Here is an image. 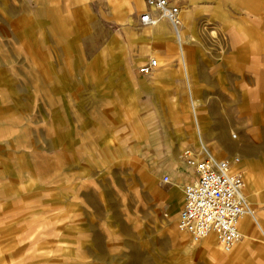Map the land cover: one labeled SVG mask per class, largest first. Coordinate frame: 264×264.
I'll list each match as a JSON object with an SVG mask.
<instances>
[{"label": "rangeland", "instance_id": "374dc122", "mask_svg": "<svg viewBox=\"0 0 264 264\" xmlns=\"http://www.w3.org/2000/svg\"><path fill=\"white\" fill-rule=\"evenodd\" d=\"M126 6L0 0V264H264V166L252 183L236 144L248 142L252 107L264 102L240 109L236 92L204 95L171 22L160 34L159 23L141 22L147 9L129 15ZM180 18L187 49L210 51L206 33L217 28ZM150 58L157 66L140 73ZM212 99L233 145L225 155L212 147L222 130L208 112ZM201 140L219 159L239 156L233 171L259 223H245L229 252L213 236L218 256L209 239L177 229L183 193L177 209L167 208L170 186L184 188L173 181L187 168L180 154L200 150ZM167 229L184 242H170Z\"/></svg>", "mask_w": 264, "mask_h": 264}, {"label": "crops", "instance_id": "0c3cea01", "mask_svg": "<svg viewBox=\"0 0 264 264\" xmlns=\"http://www.w3.org/2000/svg\"><path fill=\"white\" fill-rule=\"evenodd\" d=\"M122 1L128 5L126 8L128 9L127 12L129 15L138 12L140 9H147L146 12H149L153 17H162L157 9L149 7L146 2L144 4L143 1L136 0V2L130 4L129 0ZM170 1L172 4L180 7L181 17H205L207 23H211L217 28V30L207 31L206 33L207 35L211 34L212 40L210 42V51H205V53L198 47L192 45L187 49V46H185L187 40L180 29L177 34L183 40V52H181L178 47L180 55H184L182 58L183 66L186 70L197 71L193 77L197 79V85L206 86L204 95L207 96L212 93H219V90L222 91L221 94L223 95L228 93L235 94L236 92L239 102L238 107L240 109L242 106H246V101L254 102L259 100L264 102V0ZM158 23L163 27V30L157 32L164 34L167 30L165 19L160 18ZM181 23L183 24L182 21ZM248 87L252 88L249 89ZM247 93L252 97L247 98ZM196 101L199 100L196 98ZM252 108L254 112V126L248 128V142L244 144L239 142L236 144L238 145L239 152L245 157L243 160L246 166L245 171L250 173V181L253 183L256 182L255 174L261 171V169L256 170V167H260L261 165L264 166V163L261 162V160H264V105L255 102ZM208 112L211 116H216L218 118L215 121V126L222 127V130L218 134V142H213L212 146L214 151L219 154V148L222 146L227 147V145L230 144L226 133L227 131L224 128V114L220 112L216 100L214 99L211 100L208 106ZM202 113L203 111L200 114L201 121L199 126L203 134V130L206 128ZM199 126L196 128H198V132L201 134ZM204 133L208 134L210 131L206 130ZM221 137L223 138L221 139ZM202 143L203 142L200 143L201 148ZM227 149L229 148L227 147ZM193 150L199 152L201 149L197 150L195 148ZM210 150L213 151V149ZM231 150H227L225 154ZM176 159L178 158L176 157ZM258 159L260 162H257ZM178 165L179 161L176 160V164L172 166L176 167ZM182 165L183 164L180 162V166ZM195 178L196 175L194 170L188 166L184 170L180 168L179 170L173 171V181H181L183 187L187 181L192 182ZM251 191L253 192L252 195H254L256 189L252 187ZM167 193L169 195L167 199V208L177 209V206L181 203L182 193L184 199V188L179 190L177 186L171 185ZM260 213L262 216L261 218H263V213ZM253 215L255 216L254 212ZM251 220L259 225L256 217L253 219L247 218L240 224V229H242L243 225L246 223V230H250L253 223ZM167 231V238L170 242L174 243V241H178L179 244L182 243L183 239L176 236L170 230L167 229ZM261 232L264 235V229L262 227ZM175 237H177V239ZM208 239L209 242L207 243V247L212 250L213 255L218 256L220 249L218 248L219 246H216L215 242L213 244L215 238L213 239V236L212 238L208 237L205 241Z\"/></svg>", "mask_w": 264, "mask_h": 264}, {"label": "built area", "instance_id": "2783aa9c", "mask_svg": "<svg viewBox=\"0 0 264 264\" xmlns=\"http://www.w3.org/2000/svg\"><path fill=\"white\" fill-rule=\"evenodd\" d=\"M149 7L156 8L179 32L181 9L170 0H146ZM140 20L153 24L155 17L149 12L141 14ZM157 66V60L150 58L139 67V72L148 74ZM184 163L192 168L196 178L184 187V199L176 222L177 229L198 242L211 235L227 250L242 237L240 218L252 212L245 193V183L240 173L232 170L239 156L219 159L202 150L185 149L181 153ZM164 184L170 178H162Z\"/></svg>", "mask_w": 264, "mask_h": 264}, {"label": "bare ground", "instance_id": "6f19581e", "mask_svg": "<svg viewBox=\"0 0 264 264\" xmlns=\"http://www.w3.org/2000/svg\"><path fill=\"white\" fill-rule=\"evenodd\" d=\"M155 9H156V8H155ZM160 14H161V13H160ZM161 16H162L161 18H164V19H165V17H164L162 14H161ZM159 21H160V18H159V17H155V22H154L152 25H156ZM159 28H160V27H159ZM176 38H177L179 44H182V42H181V37H180L179 35H177ZM194 104H195V103H194ZM194 106H195V105H194ZM199 131H200V130H199ZM198 133H199V132H198ZM199 137H200V136H199ZM222 138H223V137H221V139H222ZM201 142H202V141H201ZM201 146H202L201 149H204L205 152L207 153V155H213L212 152H211L210 150L207 149V147H206V145H205L204 143H202ZM227 147L231 149V148H233V145H232V144H229V145H227ZM227 147L222 146V150H223L222 155H224L225 152L227 151ZM239 162H240V160H239L238 162H236V163L233 164V166H232V170H233V168H234ZM235 173H239V172H235ZM240 174H241V173H240ZM241 175H242V174H241ZM242 176H243V175H242ZM170 182H172V181H170ZM185 185H186V184H185ZM245 186H246V185H245ZM184 187H185V186H184ZM249 215H250V216H249ZM247 218H252V219L255 218V216L253 215V212H250V213H248V214L243 215V216L240 218V224L242 223V221H244V220L247 219ZM209 238H212V236H210ZM241 239H242V237H241ZM241 239H240V240H241ZM240 240H239V241H240ZM239 241H238V242H239ZM238 242H237V243H238ZM237 243H236V244H237ZM236 244H235V245H236ZM235 245H234V246H235ZM221 246H222V245H221ZM234 246H233V247H234ZM222 247H223V246H222ZM233 247H232V248H233ZM218 248H219V247H218ZM232 248H230V249L227 250L226 248L223 247V249H224L225 251H230ZM217 253H218V252H217ZM132 262H133V261H132Z\"/></svg>", "mask_w": 264, "mask_h": 264}]
</instances>
